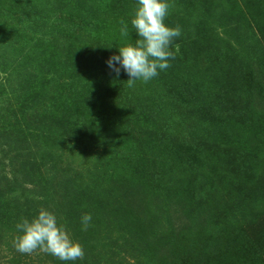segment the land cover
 Segmentation results:
<instances>
[{
	"label": "rangeland",
	"instance_id": "obj_1",
	"mask_svg": "<svg viewBox=\"0 0 264 264\" xmlns=\"http://www.w3.org/2000/svg\"><path fill=\"white\" fill-rule=\"evenodd\" d=\"M167 2L179 52L130 88L137 0H0V264H264V0ZM41 207L83 259L16 251Z\"/></svg>",
	"mask_w": 264,
	"mask_h": 264
},
{
	"label": "clouds",
	"instance_id": "obj_2",
	"mask_svg": "<svg viewBox=\"0 0 264 264\" xmlns=\"http://www.w3.org/2000/svg\"><path fill=\"white\" fill-rule=\"evenodd\" d=\"M170 4L167 0H137V7L131 18V25L138 34L133 43L119 46V54H113L106 61L108 67L119 76L121 68L127 73L128 87L135 86L137 81L149 82L171 65L179 52V45H172L181 35L179 26L170 27L165 24ZM121 33L128 35L127 24ZM119 65V66H117ZM91 214L85 213L81 217L83 229L87 230L91 222ZM17 235L13 239V246L21 254L40 252L54 256L61 261L81 260L85 256L83 246L72 238L63 224L58 223L55 213L41 207L38 214L31 218H22L16 224Z\"/></svg>",
	"mask_w": 264,
	"mask_h": 264
},
{
	"label": "trees",
	"instance_id": "obj_3",
	"mask_svg": "<svg viewBox=\"0 0 264 264\" xmlns=\"http://www.w3.org/2000/svg\"><path fill=\"white\" fill-rule=\"evenodd\" d=\"M66 33V39L63 41L64 43L61 46L60 51L68 58L69 63L73 65H78L81 71L74 73V78L76 77L77 80H81V77L83 75V72L85 71V64H87L89 61H91V58L89 56L87 50V43L83 41L79 42L78 45V38L72 37V35L66 30L64 31ZM76 43V44H74ZM83 68V70H82Z\"/></svg>",
	"mask_w": 264,
	"mask_h": 264
}]
</instances>
